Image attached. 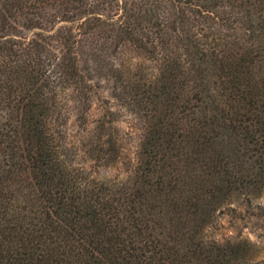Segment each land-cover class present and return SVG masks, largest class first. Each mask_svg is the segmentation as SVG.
<instances>
[{
	"label": "trees",
	"instance_id": "trees-1",
	"mask_svg": "<svg viewBox=\"0 0 264 264\" xmlns=\"http://www.w3.org/2000/svg\"><path fill=\"white\" fill-rule=\"evenodd\" d=\"M263 193L264 0H0V264H264Z\"/></svg>",
	"mask_w": 264,
	"mask_h": 264
},
{
	"label": "rangeland",
	"instance_id": "rangeland-1",
	"mask_svg": "<svg viewBox=\"0 0 264 264\" xmlns=\"http://www.w3.org/2000/svg\"><path fill=\"white\" fill-rule=\"evenodd\" d=\"M148 65V64H146ZM106 82L101 81L99 88L96 90V99L99 101L104 100L107 105L117 115L116 126L120 131V135L123 137L124 146V164L119 166L117 170L104 169L98 172V178L109 179L115 176H122L126 166H133L136 161V154L138 152L139 143L143 134L141 123L138 122L137 116L131 112L120 101L114 99L112 96V87ZM97 106L98 102L96 101ZM96 106V107H97ZM96 110L92 111V114H96ZM259 203L264 204V193ZM235 205L232 206L234 208ZM239 212H231L225 210L224 213H220L217 218L215 235L217 238H233L241 236V238H247L254 244V251L258 253L264 259V220L256 218L255 216H248V213L244 211L241 214Z\"/></svg>",
	"mask_w": 264,
	"mask_h": 264
}]
</instances>
